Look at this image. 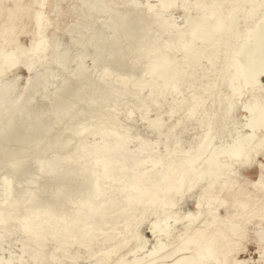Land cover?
Segmentation results:
<instances>
[{"label": "rangeland", "instance_id": "374dc122", "mask_svg": "<svg viewBox=\"0 0 264 264\" xmlns=\"http://www.w3.org/2000/svg\"><path fill=\"white\" fill-rule=\"evenodd\" d=\"M180 2L181 1L178 0L176 6L168 7L161 0H46V9L43 18L51 20V25L48 28L47 34L49 39L52 37L53 41L55 40L56 42L49 40L50 42H48L51 45L49 44L50 46L48 45L49 47H47L42 54L36 55L35 58H33L35 64H33V70L30 71L25 66L24 61L27 59L23 58L19 62L20 64L18 63L19 65L15 64L11 66L4 74L0 75V152L2 153L3 149L5 150L3 151L4 153L0 154V165L3 166V168L0 166V218H2L0 219V264H6L9 261L10 264H40L38 259L41 254L39 253L32 256L33 246H31V243L30 246L28 245L25 247L24 245L27 237L22 230L26 226L32 225V231L28 235L31 238L33 231L38 229L39 225L44 222H50L52 225L57 222V220H61L60 217H54L55 213L61 214V212H63L68 218L71 216L70 219L66 221V223H69V221L71 222L75 218L80 219L87 214H96V209L99 208L103 202V204H105V202L110 203L111 201H118L119 205H121L122 192L126 187H124V183H121L124 180L122 179V174L121 176L119 175L123 172L125 166L133 168L128 169L130 173L139 172V174H144L145 179L151 180L152 177L153 182L157 181V183H159L167 173V167L171 162L172 155L174 156V154L178 152L184 153L190 151L191 148L196 147V144L206 137V135L209 137L211 144L204 149V153H201L199 163L191 165L188 173H186V176H189L191 181L189 179L184 181L183 178H180L175 182L176 187L174 188V193L182 196H178L174 206L166 205L162 214L157 216L151 214L149 217L144 218L140 223L136 224L134 226L135 230L131 229L130 233L137 232L138 237L134 238L128 246L121 248L120 254H125L124 260L132 261L135 258L140 259L142 256L147 255L148 250L150 252L156 247L159 239H156V235L160 237L161 233L167 230L166 226L169 225L172 229H183L190 221H193V217L186 218V215L188 212L197 213L198 209L196 202L198 196L201 193L202 187H206L211 180V176L207 174L198 175V178H196V173L198 169L204 167L205 161H207L213 151H220L218 154L220 155L222 164L225 167L224 171L226 172L225 175L223 174L224 172L221 173V175L223 174L222 178L227 179V181L230 180L228 182L236 183L244 188L246 193H248L244 198L249 204L246 209L240 207H231L227 209L226 207H230V204H228V206L220 205L219 213L221 217L225 219H227L230 214L233 216L236 215L234 221L244 224L247 239L250 241L248 242L245 238H242L240 242L238 241V236L236 237V241L239 243L235 246L239 251L238 258L253 259L254 261L260 260L258 247L255 242L251 241L256 238V225L261 222V220H264V214L260 216L258 214V209L264 204V189L258 190L254 187H248L246 186V180L250 182L259 180L257 165L264 163V151L257 158L247 162L231 158L229 154L225 152L226 149L234 145L238 138L252 133L249 122L250 113L245 108V103L250 99L252 86H244L242 88V90H244L242 94H240L234 110L227 111V109L225 110V103L230 92H227L229 82L225 80L224 84H221L222 86L219 87L218 93L208 99L207 108L204 113L188 117L186 112L180 111L176 113L178 112L177 107H180L179 102L181 97L184 95L190 96L192 90L200 86V82L205 81V79H203L205 75L213 73L214 76H218L220 71L225 67L226 53H221L219 55L216 69L212 67L208 58H205L206 56L203 54L197 55L194 59H189V62H197V71L195 72V76L184 80L181 87V89L184 90L180 89L178 93H174L172 85H169L165 90L166 94L162 96L159 91L153 92V86L149 83V80L153 78L155 66L159 65V62H161L164 56H169L170 59L176 63L186 62L185 51L191 48L195 41V28H193L191 22V16L193 18L192 14L195 12H192V14L186 13ZM7 4L11 5L10 2H7ZM37 6L39 8L40 5ZM1 15L7 16L8 13L3 11ZM194 19L201 21V16L196 15ZM240 20L241 23H237L236 30H239L241 27L244 28L242 18ZM163 26H165V28ZM16 33H19L22 49H24L25 46H30L32 41L31 34H26L25 30L19 29ZM177 33H180L179 37ZM233 34L232 32L226 37L230 39ZM185 38H187V41ZM161 44L164 47H162ZM82 48H84V50ZM160 48L163 49V51H161ZM171 48H173V50H171ZM204 64L205 66H203ZM15 68L19 69L16 70ZM197 74L198 78H196ZM7 83L12 86H18V89L14 86V88L10 87ZM186 84L188 85L186 86ZM261 84L264 85V77L261 78ZM4 86L10 87L11 89L4 88ZM169 88L171 89L170 91H168ZM263 90L264 89H261L257 94H254L257 97L259 96L260 100L264 99ZM1 92H3L5 96H3ZM9 96L12 100L14 99V101L7 99L10 98ZM141 98H144L145 103L142 102L143 100ZM3 100L7 101L3 103ZM57 102L59 104L61 102L64 104L62 108L63 112L60 110L61 108H57ZM146 104H148V107ZM149 105H151V107H149ZM62 115H65V117ZM219 115L221 118L216 120ZM54 119H57V121ZM203 120L208 122H202ZM179 121L182 123L177 125ZM14 122L15 126H12L13 128H8L7 124ZM26 126L30 129L25 128ZM262 129L258 132L264 134V126ZM15 130L20 133L24 131L22 132L23 134L21 133L22 135L17 132L18 135L20 134L19 136L22 140L19 141L18 139L17 141L19 136L16 134ZM7 133L9 135H7ZM173 133H175L176 136H173L175 135ZM4 134L6 135V139L4 138ZM32 134L34 135L31 136ZM26 137L28 140H26ZM31 138L33 140H31ZM101 138L105 139L106 146H104V140H100ZM115 138L117 140L116 143H114ZM15 139L17 143L14 142ZM127 139H129L128 142ZM11 140L12 142H9ZM23 141L25 144H23ZM27 141L30 142L28 143ZM179 141L181 143H179ZM111 143L112 145L110 146ZM114 144L118 148H113L115 147L113 146ZM95 145L98 146V149L97 147L95 148ZM100 145H102V147ZM124 146L125 148L123 150ZM213 147L214 149H212ZM182 149L183 151H181ZM14 150L16 152H14ZM200 150L201 149L198 147L196 149L194 148L193 153L200 152ZM9 151L12 152L10 153ZM108 151H110L111 154L108 153ZM150 151L151 156L146 153ZM96 152L99 154L103 152V155L100 156ZM142 152L145 154V157ZM13 153H15V155ZM114 153L118 154L117 157H115L116 155ZM224 154L226 156H224ZM155 155L157 156L155 157ZM61 156L63 158H61ZM108 157L110 159H107ZM161 157H163V160ZM169 157L170 159H168ZM94 158L95 160H93ZM125 160L129 162L125 163ZM14 161H16V163ZM111 161L112 163H110ZM161 161H163V163ZM92 162H94V164ZM52 163L53 165H51ZM117 163L121 166L117 165ZM129 164L131 167L127 166ZM229 164H231V166L226 167L229 166ZM116 165L118 167H116ZM147 165L149 167H146ZM88 166L90 168H88ZM244 166L247 167L245 168ZM94 167L102 173L99 171L97 172ZM98 167L102 168L99 169ZM162 167H164V169ZM72 168L75 169L71 170ZM79 168H81L82 171H80ZM49 170L53 171L51 172ZM91 171H93V173H91ZM103 175L104 177L100 178ZM82 176H85V181ZM87 176H89V178ZM93 176L96 179L98 177L100 179H98L99 182L98 180L94 181L96 179L93 178ZM86 181H89L87 182L88 185ZM192 181L194 184H198V186H193V184L190 183ZM187 184L193 186L194 190L188 189ZM154 186L155 185L144 191L150 193L155 189ZM87 187L92 188L88 190ZM100 188L104 191H101ZM138 189L139 188L136 190ZM6 196L11 198L12 202H14L12 203L10 201L11 199H7ZM221 197L226 198L228 202H230L231 198H229V196L222 194L220 195V198ZM33 198L36 200L34 201ZM30 199L32 200V204ZM95 199H98V206L91 210L92 203ZM10 202L11 205H8V207L7 204H10ZM33 202L39 204L36 206ZM43 202H47V207L53 208V210L50 208L45 209L47 207H44L46 204H41ZM32 205H35L36 208ZM3 206H7V208H3ZM24 206L27 207L25 208ZM38 206L44 209L41 211ZM151 206L158 207L155 202H153ZM215 206H218V204H215ZM31 207L38 209L35 211ZM26 209L29 210V214ZM207 209V206L203 208L204 211ZM53 211L56 212L52 214ZM181 211L184 212V215ZM242 212H245L247 216L242 218L239 214ZM17 215H19V217ZM182 215L184 217H182ZM61 217L64 218L63 216ZM176 218L177 220L180 219V222H175ZM19 221H21L20 224ZM156 221H158V223ZM151 222L154 223L155 227ZM199 224L198 221L195 226ZM23 226L25 227L23 228ZM262 227L264 228V223ZM105 228H107V226ZM47 236L50 238L48 233L44 232L39 238L40 241L43 239L46 240V238L48 239ZM162 239L165 240L166 237H160V241L163 242L164 240ZM138 240L141 242L142 240L146 241V248L143 250L141 247L137 249L136 252H132V250L129 251V248H132L135 244L138 245L141 243L138 242ZM247 243H249V245H247ZM243 245L248 247H246L248 249L246 252L244 250L242 251V248H244ZM72 246V244H67L61 248L56 246L54 249H51L52 252L54 250H59L60 253L58 252L59 254H56L57 256L52 254L51 257L53 260H46L41 264H65L66 262V264H70L72 260L70 261L68 256L72 254ZM73 248L76 247L74 246ZM74 250L76 251V249ZM144 251L145 253H143ZM79 252L80 257L78 261L76 263L72 262L71 264H92L93 262L96 264L95 261L100 259L97 256L91 257L89 254H86L84 249ZM184 252L187 253L183 251L180 255ZM118 257V255L113 256V259L116 260ZM109 263H112V261ZM100 264L105 263L103 261Z\"/></svg>", "mask_w": 264, "mask_h": 264}, {"label": "bare ground", "instance_id": "6f19581e", "mask_svg": "<svg viewBox=\"0 0 264 264\" xmlns=\"http://www.w3.org/2000/svg\"><path fill=\"white\" fill-rule=\"evenodd\" d=\"M161 1L164 2L165 5H167L168 7L176 6L178 3V0H161ZM180 1H181L180 3L182 4V8L185 9L186 13L192 14V12H195L194 14H192L193 18L191 16V22H192L193 28H195V34H194L195 41L192 44L191 48H189L185 51V56H186V60H187L186 62L176 63V62H173L169 56L166 55L163 58V56L161 55V57L163 59L161 60V62H159V65L155 66L153 78H151V80H149L150 85L153 86V92L159 91L161 93V95L163 96L166 94L165 93L166 88L169 85H172L174 93H178L182 87V83L184 82V80L186 78H191V77L195 76V72L197 71V69H196L197 68V62H195V63L189 62L190 61L189 59H194V57H196L197 55L203 54L206 56L205 58H208L212 67L216 69L217 68V59H218L219 55L221 53H224V54L226 53V55H225L226 56L225 67L223 68V70L220 71L218 76H214L213 73L205 75L203 78V79H205V81L200 82L201 85L196 87L195 89H193L190 96H188V95L182 96L180 99V102H179L180 107H177L178 112H176V113L183 111V112H186L188 117H193V116H196L198 114L199 115L203 114L205 109L207 108L208 99L212 98L214 95H216L218 93L219 87L222 86L221 84H224L225 80L229 82L227 92L228 91L230 92L228 94L229 97H227L228 99H226L225 110L227 109V111H230V110L232 111V110H234L235 105L237 104V100L240 97V94H242V91L244 90V89L242 90V88L246 85L252 86V89L250 91V99L245 103V108L250 113L249 122H250V128L252 129V133H250V134H248L242 138H238L237 141L234 143V145L229 147L228 149H226L225 152L227 154H229V156L231 158H234L236 160H240L242 162H244V161L247 162V161H250L252 159H255L258 156H260V154H262L264 151V134H261L258 132L264 126V99L260 100L259 96L257 97L254 95L255 93L257 94L259 90L264 89V85L261 84V78L264 77V0H180ZM7 2H10L11 5L7 4ZM37 5H40L39 8ZM45 9H46V0H25V1L24 0H1L0 1V75L4 74L9 68H11V66L18 64L23 58L27 59L24 61L25 66L30 71L33 70L32 69L33 64H34L33 58H35L36 55L42 54L46 50V48L51 45L49 43L50 41H52V42L55 41V40L53 41L52 37H51L52 40L49 39V36L47 34L48 28L51 25V20L43 18V15L45 13ZM3 11H6L8 13V15L2 16L1 14ZM196 15L201 16V21L194 19V17ZM241 18H242V23L244 25V28L241 27L239 30H236V27H237L236 25L238 22L241 23V20H240ZM163 27L165 28V26H163ZM18 29L19 30H25L26 34L32 35V41H31L30 46H28V47L25 46L24 49H22L23 47H22V43L20 42V39H19V33H16V31ZM187 29H188V27H187ZM232 32L234 33L233 36L230 39L227 38L226 36ZM180 33H181V31H180ZM179 34H178V37H179ZM178 37H177V39H178ZM55 39H56V37H55ZM185 39L187 41V38H185ZM179 45H180V43H179ZM162 47H164V46L162 45ZM82 49L84 50V48H82ZM171 50H173V48H171ZM161 51H163V49H161ZM148 53H149V50H148ZM161 54H163V53H161ZM171 54H173V53H171ZM38 59H40V58H38ZM155 62H157V61H155ZM205 62H206V60H205ZM222 65H223V63H222ZM203 66H205V64ZM17 69H19V68H17ZM196 78H198V74H197ZM15 81H16V78H15ZM188 81H189V79H188ZM10 82H11V80H10ZM30 82H31V79H30ZM5 84H3V85H5ZM7 84L9 85V83H7ZM16 84H17V82H16ZM28 84H29V82H28ZM187 85L188 84H186V86ZM5 86H4V88H8V89L10 87H12V88L17 87V89H18V86H14V85H13L14 87L12 85H9L10 87H5ZM9 90H8V92H9ZM136 90H138V89H136ZM170 90L171 89L169 88L168 91H170ZM181 90H184V89H181ZM15 91H17V90H15ZM8 92H7V96H8ZM11 92H12V90H11ZM1 93H3V92H1ZM133 94H132V96H133ZM3 96H5L4 93H3ZM17 97H20V96H17ZM4 98H6V97H4ZM138 98H139V96H138ZM1 99H2V95H1ZM7 99H11V97L7 98ZM142 100H143L142 102L145 101L144 98ZM4 101H7V100H3V103H5ZM12 101H14V99ZM6 103H8V102H6ZM137 103H139V102H137ZM58 104L59 103L57 102V106H58L57 108L58 109L61 108L60 110L63 112L62 108H63L64 104L62 102L59 105ZM147 105L148 104H146V106ZM176 105H177V103H176ZM149 107H151V105H149ZM141 109H143V108H141ZM68 111H69V109H68ZM62 116L65 117V115H62ZM203 117H204V115H203ZM219 118H221L220 115L217 116L216 120H218ZM55 121H57V119ZM202 122H208V121L203 120ZM181 123L179 121V123L177 125H180ZM14 124H15V122L14 123H8L7 126H8V128L9 127L11 128L12 126H15ZM30 124H28V125H30ZM189 125H190V123H189ZM41 126H42V124H41ZM25 128L28 129L29 127L26 126ZM27 129H26V131H27ZM37 129H38V127H37ZM26 131H25V133H26ZM208 131H209V129H208ZM17 132L20 133L19 131H16L17 135H18ZM22 132H24V131H21V133ZM173 134H175V133H173ZM245 134H246V132H245ZM7 135H9V134L7 133ZM26 135H28V134H26ZM33 135L34 134H32L31 136H33ZM39 135H41V134H39ZM171 135H172V133H171ZM11 136H13V135H11ZM11 136H9V137H11ZM173 136H176V134ZM5 137H6V135L4 134V138ZM9 137H8V139H9ZM12 139H14V138H12ZM18 139H19V141L22 140V139H20V136L17 138V141H18ZM26 140H28L27 137H26ZM29 140H30V138H29ZM31 140H33V139L31 138ZM100 140H104L103 142L105 143V139L101 138ZM110 140H112V139H110ZM114 140H115L114 143H116V141H117L116 138ZM128 140L129 139H127V142H128ZM107 141H108V139H107ZM9 142H12V140ZM14 142H16V139L14 140ZM166 142H168V141H166ZM108 143H110V142H108ZM119 143H120V141H119ZM179 143H181V142L179 141ZM23 144H25L24 141H23ZM210 144H211V141H210L209 137L206 135V137L201 139L196 144V147L191 148L190 151H187L184 153L178 152V153H175L174 156L172 155L171 162L168 164V167H167V173L162 178V181L160 180L159 183H157V181L153 182L152 177H151V180L145 179L144 174H139V172L130 173V171L128 170V169L132 168L130 166V164L127 166H130L131 168L125 166L123 172L120 173V175H119V176H121V174H122V179H124V180L121 183L122 184L124 183V187H126V189L122 192V199H121L122 204L121 205H119L118 201H111L110 203L105 202V204H103L104 202L102 201L103 202L102 205H100V207L96 209V211H97L96 214H87V215L82 216L80 219L75 218L71 222L69 221V223H66V221H67V219H70L71 216L68 218V216H66V214H63V212H61V211H60L61 214H59V213L54 214V212H56V211H53L52 214H54V217L55 216L60 217L61 220H59V221L57 220V222H55L52 225L50 222H44L43 224L39 225L38 229H35L33 231L31 238L28 235L32 231V225H28L26 227L23 226V228L24 227L25 228L22 231L27 237L26 241L24 242L25 247L28 245L30 246V243H31V246H33L32 256H35V254H39V253L41 254L39 259H38V261H40V264L44 263V261H46V260H50V259L53 260V258L51 257L52 254L56 255V254L60 253L59 250L58 251L54 250L52 252L51 249H54L56 246H58V248H61L67 244L73 245L72 246V250H73L72 254L69 255L70 257L68 256V259L70 261L72 260V262H74V263H76L78 261V258L80 257L79 251H82V249H84L86 251V254H89L91 257L97 256L100 258L97 261H95L96 264H100L103 261L105 264H264V228L262 227L264 220H261V222H259L256 225L257 226L256 238L252 239V241H251V242H255L257 247H258V253L260 254V258H259L260 260L254 261L253 259H240V258H238V254H239L238 248L235 247L237 244H239L236 241V237L238 236V239H239L238 241H240V242H241L242 238L243 239L245 238V240L248 242L250 241L249 239H247V234L245 232L244 224L234 221V217L236 215L233 216L232 214H230L228 216V218L225 219V218L221 217V215L219 213V206L220 205L228 206V204H230V207L229 206L226 207L227 209L231 208V207H240L242 209H246L247 205L249 204V202L247 200H245V198H244V197H246V195H248V193H246L244 188L237 185L236 183L228 182L230 180L227 181V179L222 178L223 174L225 175L226 172L224 171L225 167L222 164V160L220 159V155L218 154L220 151L219 152L213 151V153L210 155V157L207 159V161H205L204 167L198 169V172L196 173V178H198L197 177L198 175L207 174V175L211 176V180H210L209 184L206 185V187L205 186L202 187L201 193L198 196V199L196 202L197 203V209H198L197 213L188 212V214L186 215V218L193 217L194 218V219L192 218L193 221H190L189 224L187 226H185V228H183V229H172L169 227V225L166 226L167 230H165L160 235V237L165 236L166 239L165 240L162 239V240H164L162 242V241H160V237H158L156 235V239L159 238L156 247H154L153 250L151 249L152 251H150V252L148 250L147 252L149 254L147 253V255L142 256L140 259L135 258L132 261L124 260L123 258H124L125 254H120L121 248L128 246V244L131 241H133L134 238L138 237L137 232L130 233L131 229L135 230L134 226L136 224L140 223V221H142L144 218L149 217L151 214H154L155 216L162 214V212H164V208L166 205L174 206L176 204V200H177L178 196H180V195H177V193H174V190H175L174 188L176 187L175 182L178 181V179H180V178H183L184 181H187L189 179V176L187 177L186 173H188L191 165L199 163L201 153ZM96 145H97V143H96ZM96 145H95V148L97 147V149H98V146H96ZM111 145H112V143L110 144V146ZM121 145L123 146V144H121ZM121 145H120V147H121ZM100 146L102 147V145H100ZM104 146H106V143ZM113 146H115L113 148H118L115 144ZM170 146H171V144H170ZM197 147L199 149H201L200 152L193 153V149L194 148L196 149ZM124 148H125V146L123 147V150H124ZM224 148H226V147H224ZM16 149H18V148H16ZM169 149H170V147H169ZM212 149H214V147ZM3 151H5V150L3 149ZM3 151H2V153H4ZM169 151H171V150H169ZM181 151H183V149ZM9 152L11 153L12 151H9ZM14 152H16V151L14 150ZM2 153L0 152V154H2ZM10 153H9V155H10ZM17 153H18V151H17ZM92 153H94V152H92ZM108 153L111 154L110 151H108ZM116 153H114L116 155L115 157H117V155H118ZM146 153L151 156V151L149 152L150 154L148 152H146ZM13 154L15 155V153H13ZM13 154H11V155H13ZM97 154H99V153H97ZM123 154H124V152H123ZM154 154H156V153H154ZM99 155L100 156L103 155V152ZM148 155H146V156H148ZM98 156H97V159H98ZM156 156L157 155H155V157ZM160 156H162V155H160ZM180 156H182V157H180ZM224 156H226V155L224 154ZM14 157H16V156H14ZM95 157H96V155H95ZM144 157H145V154H144ZM178 157H180V158H178ZM263 157H264V154H263ZM10 158H12V157H10ZM61 158H63V157L61 156ZM66 159H67V157H66ZM107 159H110V158L108 157ZM141 159H142V156H141ZM161 159L163 160V157H161ZM168 159H170V157ZM168 159H167V161H168ZM93 160H95V158ZM117 160H118V158H117ZM129 160H130V158H129ZM108 161H110V160H108ZM112 161H113V159H112ZM112 161L110 163H112ZM14 162L16 163V161H14ZM124 162L126 163L127 161L125 160ZM132 162H133V159H132ZM159 162H160V159H159ZM161 162L163 163V161H161ZM92 163L94 164V162H92ZM98 164H99V162H98ZM135 164H136V162H135ZM155 164H157V163H155ZM51 165H53V163ZM56 165H58V164H56ZM88 165H89V163H88ZM101 165H103V164H101ZM117 165H119V164L117 163ZM117 165H116V167H118ZM0 166H2V165H0ZM119 166H121V165H119ZM230 166H231V164H229V166H226V167H230ZM257 166H258L259 180L258 181H251V182L246 180V183H247L246 186L254 187L258 190H263L264 189V163H260ZM42 167H44V166H42ZM146 167H149V166L147 165ZM2 168H3V166H2ZM81 168H79L80 171H82ZM88 168H90V167L88 166ZM88 168H87V171L89 170ZM101 168H99V169H101ZM162 168L164 169V167H162ZM73 169H75V168H72L71 170H73ZM90 170H93V169H90ZM142 170H144V169H142ZM49 171H51V170H49ZM83 171H85V170H83ZM98 171L99 170H97V172ZM109 171H111V170H109ZM192 172H194V171H192ZM222 172H224V173L221 175ZM91 173H93V171H91ZM100 173H102V172H100ZM100 173H99V175H100ZM117 173H119V172H117ZM238 174H239V172H238ZM87 175H91V174H87ZM226 175H228V174H226ZM84 177H83V179H84ZM87 177L89 178V176H87ZM103 177H104V175L100 178H103ZM93 178H95V177L93 176ZM206 178H207V176H206ZM206 178H204V179H206ZM98 179L99 178L97 177V179L94 181H97ZM105 179H107V178H105ZM99 180H98V182H99ZM84 181H85V179H84ZM193 181L190 183H192L193 186L196 185V187H197L198 184H194ZM87 182H89V181H86V183ZM87 185H88V183H87ZM153 185H155L154 186L155 189L153 191H151L150 193L144 191L145 189L151 188ZM193 186L187 184L188 189L194 190ZM90 188H92V187H90ZM90 188H88V190ZM104 188L105 187L103 186V189ZM137 188H139V189L136 190ZM104 190L101 189V191H104ZM93 192H95V191H93ZM119 192H121V191H119ZM185 192H186V190H185ZM79 193H80V191H79ZM116 193H117V191H116ZM150 194H152V195H150ZM222 194L229 196V198H231L233 200L230 199V202H228V200L226 198H222V197L220 198V195H222ZM196 196H197V194H196ZM34 198H33V200L35 201L36 199H34ZM242 198H244V199H242ZM7 199L10 200L11 198L7 197ZM10 201L12 202V199ZM11 202H10V204L8 203L7 206L11 205ZM38 202H40V201H38ZM97 202H98V199H95L94 202L92 203L91 210L94 207L98 206ZM153 202L157 203L158 207L151 206ZM34 203L35 202H33V204ZM70 203H71V201H70ZM31 204H32V200H31ZM35 204L37 206L39 203L37 204V202H36ZM41 204H46V206H44V207H47V202H43ZM215 204H218V206H215ZM80 205H81V203H80ZM7 206L6 207L3 206V208H7ZM12 206H13V204H12ZM12 206H10V207H12ZM32 206H35V205H32ZM36 206H35V208H36ZM83 206H85V205H83ZM205 206L208 207V209L206 211L203 210V208ZM57 207H55V208H57ZM31 208H33L35 211H37L39 206L37 209H35L34 207H31ZM48 208H50V207H47L45 209H48ZM28 209H26V210H28ZM39 209L42 211V209H44V208L40 207ZM50 209L53 210V208H50ZM176 209H179V208H176ZM182 211H184V210H182ZM8 212H10V211H8ZM27 212L29 214V210ZM32 212H34V211H32ZM69 212H70V210H69ZM45 213H47V212H45ZM183 213L184 212H182V214ZM239 214L242 216V218L247 216V214L245 212H242ZM258 214H259V216L261 214H264V204L262 205L261 208L258 209ZM9 215H10V213H9ZM19 215H17V216L19 217ZM75 215H77V214H75ZM183 215H182V217H184ZM61 216H63L64 218H62ZM22 217H24V216H22ZM0 219H2V218H0ZM3 219H4V217H3ZM16 220H17V218H16ZM155 220H156V218H155ZM179 220H177V218H176L175 222H180ZM198 221L200 224L195 226V224ZM20 222L21 221H19V224H20ZM23 222H25V221H23ZM23 222H22V224H23ZM156 222L158 223V221H156ZM164 222H163V224H164ZM6 223H7V221H6ZM31 224H32V221H31ZM152 224L154 226V223H152ZM166 224H167V222H166ZM34 225H36V224H34ZM106 226H107V228H105ZM173 231H174V234H173ZM5 232H7V231H5ZM44 232H47L48 235L50 236V238L47 236L48 239L46 238V240L43 239L40 241L39 238ZM141 235H143V234H141ZM138 242H141V241L138 240ZM146 243H147L146 241L142 240V242L140 244H138V245L135 244V246H132V248H129V251L132 250V252H136L137 249H139L141 247L144 250V248H146L145 247ZM247 245H249V243H247ZM74 246L76 248H73ZM25 247H24V249H25ZM243 247L244 248H242V251L244 250L246 252V250H248L247 249L248 247L245 245H243ZM74 249H76V251ZM183 251H186L187 253L184 252L182 255H180V253ZM143 253H145V251ZM6 254H7V252H6ZM13 254H14V252H13ZM116 255H118L119 257H118V259L114 260L113 256H116ZM27 256H28V252H27ZM29 256L31 257V254ZM58 258H60V257H58ZM111 261H112V263H109ZM72 262H70V264ZM6 264H10V261ZM92 264H94V262Z\"/></svg>", "mask_w": 264, "mask_h": 264}]
</instances>
